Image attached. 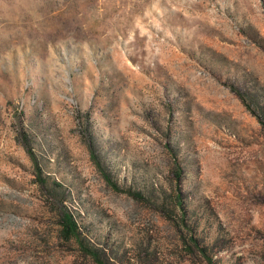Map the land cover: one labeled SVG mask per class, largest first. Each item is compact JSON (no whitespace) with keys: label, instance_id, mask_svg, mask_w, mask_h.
<instances>
[{"label":"rangeland","instance_id":"obj_1","mask_svg":"<svg viewBox=\"0 0 264 264\" xmlns=\"http://www.w3.org/2000/svg\"><path fill=\"white\" fill-rule=\"evenodd\" d=\"M53 181L113 264H264V0H0V264H95Z\"/></svg>","mask_w":264,"mask_h":264},{"label":"trees","instance_id":"obj_2","mask_svg":"<svg viewBox=\"0 0 264 264\" xmlns=\"http://www.w3.org/2000/svg\"><path fill=\"white\" fill-rule=\"evenodd\" d=\"M92 150V149H91ZM94 153V151H92ZM95 154V153H94ZM96 156V155H95ZM96 158V157H95ZM37 168L38 182L41 186H46L47 180L42 177L41 169ZM176 175L179 177L181 169L179 166L175 170ZM62 188V184L57 181L52 182V188L48 191V199L53 198L54 206L53 212L56 215L59 224V237L67 242H74L77 244L79 250L86 256L92 259L95 264H113L105 255L104 250L95 247L89 237L84 233L82 226L77 218L76 213L65 203V199L61 197L58 189ZM58 193L60 195H58ZM139 196V195H137ZM206 258L208 264H215L213 257L208 254L205 247L195 244Z\"/></svg>","mask_w":264,"mask_h":264}]
</instances>
